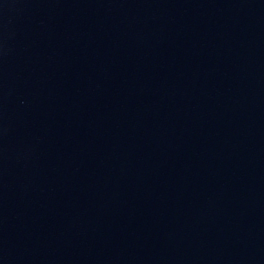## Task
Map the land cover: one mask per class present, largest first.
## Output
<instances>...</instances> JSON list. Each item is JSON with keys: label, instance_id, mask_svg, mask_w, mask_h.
I'll list each match as a JSON object with an SVG mask.
<instances>
[{"label": "water", "instance_id": "water-1", "mask_svg": "<svg viewBox=\"0 0 264 264\" xmlns=\"http://www.w3.org/2000/svg\"><path fill=\"white\" fill-rule=\"evenodd\" d=\"M0 264H264V0H0Z\"/></svg>", "mask_w": 264, "mask_h": 264}]
</instances>
